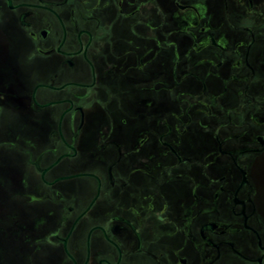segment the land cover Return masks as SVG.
Segmentation results:
<instances>
[{
  "label": "flooded vegetation",
  "instance_id": "obj_1",
  "mask_svg": "<svg viewBox=\"0 0 264 264\" xmlns=\"http://www.w3.org/2000/svg\"><path fill=\"white\" fill-rule=\"evenodd\" d=\"M8 128L0 264H264V0H0Z\"/></svg>",
  "mask_w": 264,
  "mask_h": 264
},
{
  "label": "rangeland",
  "instance_id": "obj_2",
  "mask_svg": "<svg viewBox=\"0 0 264 264\" xmlns=\"http://www.w3.org/2000/svg\"><path fill=\"white\" fill-rule=\"evenodd\" d=\"M12 130L6 129V135L0 136V229L3 230L14 228L29 218V206L25 204V199L15 194L24 190L23 184H10L14 168L5 142L10 139Z\"/></svg>",
  "mask_w": 264,
  "mask_h": 264
}]
</instances>
